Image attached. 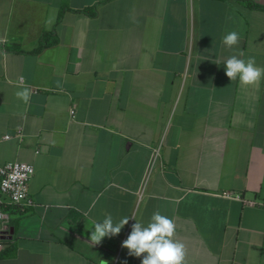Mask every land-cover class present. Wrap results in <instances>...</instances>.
Masks as SVG:
<instances>
[{"label":"crops","instance_id":"0c3cea01","mask_svg":"<svg viewBox=\"0 0 264 264\" xmlns=\"http://www.w3.org/2000/svg\"><path fill=\"white\" fill-rule=\"evenodd\" d=\"M241 52L264 68V10L240 0H0V162L35 166L0 264H141L122 242L157 211L184 264H264V207L221 195L264 199V78L227 77ZM108 215L136 220L93 246Z\"/></svg>","mask_w":264,"mask_h":264},{"label":"clouds","instance_id":"9594fccd","mask_svg":"<svg viewBox=\"0 0 264 264\" xmlns=\"http://www.w3.org/2000/svg\"><path fill=\"white\" fill-rule=\"evenodd\" d=\"M53 22L54 17L46 20V27L50 28ZM222 39L228 48H232L240 42L239 33L236 31L227 33ZM242 56L243 52L239 55H232L224 61L226 75L232 81L238 79L242 86H254L261 78H264V68L256 65L255 57L245 60L240 58ZM215 63L220 64L219 61H215ZM31 95V89L26 86L16 92L17 98L25 104L30 102ZM129 219L135 218L124 217L114 223L111 215H108L102 222H96L90 236L93 246L100 244L106 236L118 235L121 229L129 223ZM175 227L173 219L157 211L146 226L137 220L131 225V232L122 242V247L128 249L130 256H142L141 264H184L185 245L174 239ZM145 253L146 255H144Z\"/></svg>","mask_w":264,"mask_h":264},{"label":"built area","instance_id":"2783aa9c","mask_svg":"<svg viewBox=\"0 0 264 264\" xmlns=\"http://www.w3.org/2000/svg\"><path fill=\"white\" fill-rule=\"evenodd\" d=\"M23 82V79L20 80ZM72 112H74L72 110ZM17 137L19 140L24 139L22 128H18L15 134H5L2 139ZM161 156V146L155 147L152 152L149 167L142 186V192L148 182L151 170ZM35 174L33 163L23 160H9L0 162V248L3 244L12 238L10 208H16L20 212H25L34 206V200L29 195V186L31 179ZM141 192V193H142ZM223 197L236 199L245 205L264 207V199L247 198L240 192L225 190L221 192Z\"/></svg>","mask_w":264,"mask_h":264},{"label":"trees","instance_id":"16d2710c","mask_svg":"<svg viewBox=\"0 0 264 264\" xmlns=\"http://www.w3.org/2000/svg\"><path fill=\"white\" fill-rule=\"evenodd\" d=\"M244 2L246 5H248L251 8H256V9H263L264 10V5L257 3L254 0H240ZM87 12L90 14H94L95 11L92 9H87ZM51 33L52 32H44L42 36V45L41 46H46L48 44H52L56 42L55 38H51ZM15 208H10L11 214L14 212ZM13 237V236H12ZM17 249V246L15 244L14 238H11L7 240L3 246L0 248V257H9L15 254Z\"/></svg>","mask_w":264,"mask_h":264}]
</instances>
